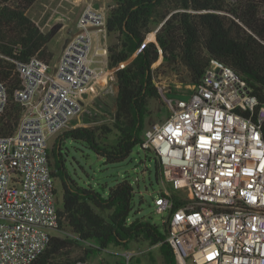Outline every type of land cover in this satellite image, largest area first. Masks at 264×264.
<instances>
[{
  "label": "built area",
  "instance_id": "1",
  "mask_svg": "<svg viewBox=\"0 0 264 264\" xmlns=\"http://www.w3.org/2000/svg\"><path fill=\"white\" fill-rule=\"evenodd\" d=\"M77 28L55 65L37 57L18 64L13 99L22 114L15 131L0 136V264H32L46 249L58 225L48 140L71 127L101 76L116 83L117 67L95 65L102 53L90 28L106 29L104 10L87 5ZM185 86L187 95L166 93L169 115L143 134V149L155 153L173 189L154 197L155 210L167 213L165 241L177 264H264V105L214 57L200 82ZM10 98L0 82V114ZM133 255L123 252L126 264Z\"/></svg>",
  "mask_w": 264,
  "mask_h": 264
},
{
  "label": "trees",
  "instance_id": "2",
  "mask_svg": "<svg viewBox=\"0 0 264 264\" xmlns=\"http://www.w3.org/2000/svg\"><path fill=\"white\" fill-rule=\"evenodd\" d=\"M36 1L0 0V82L11 97L0 114V136L12 134L22 114L23 107L13 99L22 82L18 64L33 57L49 64L53 58L48 43L56 29L42 31L27 13ZM114 1L106 16V31L115 33L117 40L107 48L108 67H117L112 125L64 130L48 150L52 175L61 186L56 229L63 235L51 236L32 264H70L111 245L127 250L132 241L159 245L164 264H177L173 248L165 241L166 225L161 230L135 215L134 188L128 179L98 191L69 167L68 150L64 151L69 140L105 163L115 164L124 161L135 146L142 147L150 99L160 98L153 78L157 61L182 64L187 81L198 84L210 59L217 58L245 79L264 105V0ZM113 130L116 139L110 143ZM82 244V255L71 257Z\"/></svg>",
  "mask_w": 264,
  "mask_h": 264
},
{
  "label": "rangeland",
  "instance_id": "3",
  "mask_svg": "<svg viewBox=\"0 0 264 264\" xmlns=\"http://www.w3.org/2000/svg\"><path fill=\"white\" fill-rule=\"evenodd\" d=\"M64 36L65 30L63 29L58 31L48 43V47L53 53V58L50 62L52 66L57 63L60 50L65 43ZM108 41H111L108 43V46L115 44L117 42L116 34H110ZM153 75L160 98L150 99L148 106L150 114L146 117V128H149V126L155 123H161L169 115L170 108L165 100L166 93L176 91L185 94L188 92L185 86L189 84L187 81V71L180 63L159 60L153 65ZM115 85V82L108 81L105 84L95 86L87 96L81 114L72 121L71 127L67 129L78 126H97L101 124L111 126L116 109ZM180 93H178L180 98H186L185 95L187 94L181 96ZM63 131L48 140L49 150L54 147L57 137ZM115 139L116 134L115 130H113L109 134V142L114 143ZM65 146L66 148L64 147V151L66 152V149L68 150L67 159L69 167L76 171V174L82 181L91 184L96 190L102 192L116 184L119 180L127 178L134 188L133 211L135 215L149 219L163 230L167 213L161 214L155 210L154 197L164 186L168 187L170 190L173 189L169 183H165V181L161 179L160 166L153 151L144 150L141 146L137 145L124 161L109 164L105 163L102 158L98 157L92 151L81 148L79 145L69 140L66 141ZM155 161L158 166L157 176H155ZM55 185L60 204L61 186L59 179L55 180ZM49 233L52 236L63 235L62 232L56 229L49 230ZM82 247L77 248L76 251L71 254V257L82 255L85 245ZM127 250L134 253L128 264H164V258L160 252L159 245H150L147 241H132L127 247ZM124 251L125 248L112 245L105 250L99 252L95 251V253L89 255L88 258L105 264H109V262L112 264H126V258L123 256Z\"/></svg>",
  "mask_w": 264,
  "mask_h": 264
},
{
  "label": "crops",
  "instance_id": "4",
  "mask_svg": "<svg viewBox=\"0 0 264 264\" xmlns=\"http://www.w3.org/2000/svg\"><path fill=\"white\" fill-rule=\"evenodd\" d=\"M87 5H91L94 8L104 10L107 16L108 13L106 12H108V8L110 6H114L115 1L114 0H37L34 6L31 7L27 11V13L40 26L42 31H48L51 28H55L56 29L55 35H56L58 31L64 29L65 30L64 40L66 41L72 33L78 31L77 28L78 19ZM90 30L92 32V36L94 39V46L96 47V49H98L99 52L102 53V55L97 57V59H100L102 63L96 62L95 65L98 67L106 65V67H108L107 53H103L102 48H106V49L108 48V43L111 42L108 41V37L110 34L108 35L106 29L102 32H97L95 31L94 28H90ZM64 45L60 50L59 57L63 51ZM99 81L103 84V82L105 81L104 75L99 78ZM115 87L117 92V86L115 85ZM109 264L112 263L109 262Z\"/></svg>",
  "mask_w": 264,
  "mask_h": 264
},
{
  "label": "water",
  "instance_id": "5",
  "mask_svg": "<svg viewBox=\"0 0 264 264\" xmlns=\"http://www.w3.org/2000/svg\"><path fill=\"white\" fill-rule=\"evenodd\" d=\"M74 33H72L71 35H73ZM70 39V37H68V39L65 41V44L68 42V40Z\"/></svg>",
  "mask_w": 264,
  "mask_h": 264
}]
</instances>
